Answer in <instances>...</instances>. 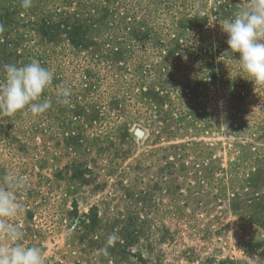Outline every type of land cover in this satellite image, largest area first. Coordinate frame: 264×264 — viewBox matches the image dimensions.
<instances>
[{
	"label": "rangeland",
	"instance_id": "374dc122",
	"mask_svg": "<svg viewBox=\"0 0 264 264\" xmlns=\"http://www.w3.org/2000/svg\"><path fill=\"white\" fill-rule=\"evenodd\" d=\"M77 1L99 10L0 0L11 40L0 80L9 63L53 72L48 112L0 115V181L28 180L11 221L25 246L44 264L264 260V85L248 81L221 28L241 0H112L121 8L105 18L102 0ZM59 85L68 104L55 102Z\"/></svg>",
	"mask_w": 264,
	"mask_h": 264
},
{
	"label": "clouds",
	"instance_id": "9594fccd",
	"mask_svg": "<svg viewBox=\"0 0 264 264\" xmlns=\"http://www.w3.org/2000/svg\"><path fill=\"white\" fill-rule=\"evenodd\" d=\"M242 7L232 19L221 26L227 35L228 52L234 54V62L254 85H264V0H241ZM25 9L32 0H21ZM3 26H0V32ZM192 42V41H191ZM4 78L0 80V115L14 117L17 113L40 116L48 112L53 100L42 96L53 81V72L38 61L17 65H3ZM71 88L59 85L57 104H68ZM26 176L7 174L0 181V264H44L43 253L38 246H25L24 232L11 222L22 210L18 200L27 184ZM115 236L108 238L111 244ZM107 255V247L101 249ZM251 264H264L259 256L248 257Z\"/></svg>",
	"mask_w": 264,
	"mask_h": 264
},
{
	"label": "trees",
	"instance_id": "16d2710c",
	"mask_svg": "<svg viewBox=\"0 0 264 264\" xmlns=\"http://www.w3.org/2000/svg\"><path fill=\"white\" fill-rule=\"evenodd\" d=\"M42 1V0H41ZM71 1H73V0H71ZM76 2H78V4H79V8H78V10L77 11H75V14H77L78 12H80L81 11V8H83V7H85V8H88V9H95V12H97L99 9H98V6L95 4V3H91V4H83V3H81L80 1H77L76 0ZM101 3H102V7H103V10L105 11V16H103L104 18L105 17H107V14H108V12H116L117 13V11H118V9H120V8H117L116 7V5L114 4V3H112V0H102L101 1ZM38 4H39V2H38ZM109 7H111V9L109 8ZM102 9V8H101ZM128 12V11H127ZM115 13V14H116ZM112 14H114V13H112ZM89 17H91V16H89ZM143 20H145V19H143ZM142 22H144V21H142ZM119 26L120 25H123V23H117ZM114 26H116V25H114ZM74 29V33H69L68 34V36L70 37V39L72 40V42L71 43H74L75 42V40L72 38V37H75V38H77L78 37V29L77 28H73ZM76 30V31H75ZM124 30H125V28H124ZM139 30H143V28H141V29H139ZM132 37L134 38V39H138V34H139V32H137L134 28H132ZM122 39H129L127 36H124ZM10 41L11 40H9V37H6V38H0V45H10ZM138 41V40H137ZM82 43V39H77L76 40V45H79V44H81ZM12 45H15V44H12ZM229 67H228V69H226V68H223V70L220 72V75H223V82H222V85H221V90L222 91H228L229 89V87L230 86H233V85H230L231 84V80L233 81V77H230V75H229ZM213 74V73H212ZM169 75V74H168ZM213 76L216 78L217 76H216V74H213ZM171 77H173V75H171ZM228 78V79H227ZM231 79V80H230ZM235 80L236 81H239V80H241V78L240 77H238L237 79L235 78ZM173 81V80H172ZM172 81H171V83H172ZM235 81V82H236ZM216 82V81H215ZM234 83V82H233ZM176 83H173L172 85H175ZM239 84H241V83H238V85ZM230 85V86H229ZM237 85V84H236ZM229 94V98H230V96H232V95H230V92L228 93ZM250 180L251 179H249L247 182H250Z\"/></svg>",
	"mask_w": 264,
	"mask_h": 264
},
{
	"label": "water",
	"instance_id": "95a60500",
	"mask_svg": "<svg viewBox=\"0 0 264 264\" xmlns=\"http://www.w3.org/2000/svg\"><path fill=\"white\" fill-rule=\"evenodd\" d=\"M137 135H138V136H140V135H141V133H140V132H137Z\"/></svg>",
	"mask_w": 264,
	"mask_h": 264
}]
</instances>
